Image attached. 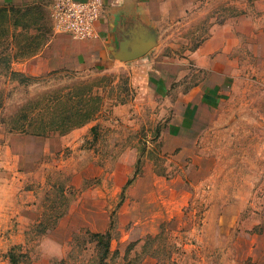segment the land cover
<instances>
[{
  "label": "rangeland",
  "instance_id": "1",
  "mask_svg": "<svg viewBox=\"0 0 264 264\" xmlns=\"http://www.w3.org/2000/svg\"><path fill=\"white\" fill-rule=\"evenodd\" d=\"M185 4L156 21L152 66L116 59L31 73L26 55L10 64L30 76L20 81L0 63V264H12L10 251L19 264L68 253L69 264L88 262L89 233L108 227L109 264H264V0ZM28 5L0 16L14 52H40L55 30L49 6ZM212 36L216 54L223 45L240 63L223 119L171 134L175 103L210 72L166 64ZM77 108L91 119L80 123ZM43 235L65 246L62 257L37 250Z\"/></svg>",
  "mask_w": 264,
  "mask_h": 264
},
{
  "label": "crops",
  "instance_id": "2",
  "mask_svg": "<svg viewBox=\"0 0 264 264\" xmlns=\"http://www.w3.org/2000/svg\"><path fill=\"white\" fill-rule=\"evenodd\" d=\"M55 1L0 0V6L44 3L51 8ZM184 4L185 0H103V13L96 24L97 37L77 40L54 30L40 52L25 61L26 69L31 73H41L60 68L94 66L116 59L127 63H138V59H145V63L152 66L154 59L151 57L155 52L151 54V51L156 46V21L166 18L170 13L177 16L185 9ZM151 36L153 46L142 56L128 59L133 48ZM214 40L215 37L212 36L186 54V57L164 63L172 65L170 70L174 73L182 70V67L185 72L188 61H192L199 69L210 72V76L201 78L200 83L190 85L175 103L170 121L171 134L177 133L183 126L185 134L191 135L204 128H211L223 119L219 109L225 105L223 99L228 94V82L240 70V63L235 60L236 57L230 58L233 52L223 45L216 54L218 48L213 47ZM124 41L127 45L123 44ZM220 42L222 44L223 40ZM149 80L155 81L158 87L160 82L166 83L164 77L151 76ZM46 141L49 140L45 139L44 143Z\"/></svg>",
  "mask_w": 264,
  "mask_h": 264
},
{
  "label": "trees",
  "instance_id": "3",
  "mask_svg": "<svg viewBox=\"0 0 264 264\" xmlns=\"http://www.w3.org/2000/svg\"><path fill=\"white\" fill-rule=\"evenodd\" d=\"M27 8L22 12V14H29V12L32 11V6H29L26 4ZM14 5H9V8L7 6H0V16H5L8 10H14ZM38 9V7L36 8ZM4 32V31H3ZM10 37H12V34L9 36L8 34L1 36L0 35V63H4L5 67L9 70V73L14 76L20 78V81L24 80L25 78H29L30 76H27L23 72L15 71L11 69V65L13 62L17 61L20 58H23L26 55H33L36 53L35 51L39 49L41 44H37L33 50H29L32 48L31 43H24L20 44L18 47L21 51L14 52L13 51V44L10 41ZM47 40V39H46ZM76 114L81 116L80 123H84L91 119V113L88 111L83 110L82 108H77ZM76 116V115H75ZM72 113H67L66 116H64V119L68 120L71 119ZM68 129V128H66ZM25 131V130H22ZM46 131H43V133ZM47 133V132H46ZM42 133H39L40 135ZM139 172V169L136 170V174ZM65 213V210L59 213L57 216L54 217L52 225ZM39 223H43L42 220H40ZM90 240L89 242L95 243V255L93 257V260H89L88 262H82L81 260L77 258H73L71 260L70 264H109V259L113 255V251L111 250V242L113 239V234L111 227H108L104 231H98V232H90L89 233ZM71 258V254L68 253L66 257L61 258L58 264H69L68 260ZM9 259L12 264H19L17 261V257L13 252H9ZM156 264V263H154Z\"/></svg>",
  "mask_w": 264,
  "mask_h": 264
},
{
  "label": "built area",
  "instance_id": "4",
  "mask_svg": "<svg viewBox=\"0 0 264 264\" xmlns=\"http://www.w3.org/2000/svg\"><path fill=\"white\" fill-rule=\"evenodd\" d=\"M102 8L103 0H56L50 15L55 31L83 40L98 36L96 24Z\"/></svg>",
  "mask_w": 264,
  "mask_h": 264
},
{
  "label": "clouds",
  "instance_id": "5",
  "mask_svg": "<svg viewBox=\"0 0 264 264\" xmlns=\"http://www.w3.org/2000/svg\"><path fill=\"white\" fill-rule=\"evenodd\" d=\"M37 250L44 255L60 258L64 255L65 246L52 237L43 235L37 241Z\"/></svg>",
  "mask_w": 264,
  "mask_h": 264
},
{
  "label": "water",
  "instance_id": "6",
  "mask_svg": "<svg viewBox=\"0 0 264 264\" xmlns=\"http://www.w3.org/2000/svg\"><path fill=\"white\" fill-rule=\"evenodd\" d=\"M123 44L127 45V42L124 41ZM153 46V36L148 38L145 42L140 45H137L133 48L131 53L128 56V59L137 58L145 54Z\"/></svg>",
  "mask_w": 264,
  "mask_h": 264
}]
</instances>
